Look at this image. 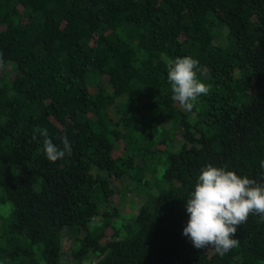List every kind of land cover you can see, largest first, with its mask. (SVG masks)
<instances>
[{
  "label": "trees",
  "instance_id": "obj_1",
  "mask_svg": "<svg viewBox=\"0 0 264 264\" xmlns=\"http://www.w3.org/2000/svg\"><path fill=\"white\" fill-rule=\"evenodd\" d=\"M0 53V264H264L260 215L223 256L183 235L205 166L264 185V0H0ZM186 56L210 89L191 112L167 79Z\"/></svg>",
  "mask_w": 264,
  "mask_h": 264
},
{
  "label": "clouds",
  "instance_id": "obj_2",
  "mask_svg": "<svg viewBox=\"0 0 264 264\" xmlns=\"http://www.w3.org/2000/svg\"><path fill=\"white\" fill-rule=\"evenodd\" d=\"M5 61L0 53V69ZM199 62L191 56L178 57L168 65L167 79L170 84L171 99L186 111L191 112L201 95H207L209 86L197 75ZM44 137L43 151L50 162L70 154L68 138H61L63 148L49 138L46 129H36ZM36 139V136H33ZM264 168V160L260 161ZM189 219L183 229L197 249L214 248L223 256L239 246L236 236L239 226L252 214L264 218V185L258 184L247 176H239L234 171L207 165L200 175L186 203ZM93 222L95 217L92 218Z\"/></svg>",
  "mask_w": 264,
  "mask_h": 264
},
{
  "label": "rangeland",
  "instance_id": "obj_3",
  "mask_svg": "<svg viewBox=\"0 0 264 264\" xmlns=\"http://www.w3.org/2000/svg\"><path fill=\"white\" fill-rule=\"evenodd\" d=\"M181 138V129L178 128L175 141L178 142ZM133 186L134 185L128 179H120L113 184V188L116 190V193L112 197V202H114L119 208L121 215L127 214L132 216L134 214V207L140 205L146 198L145 191L135 190V188H132ZM107 232L111 233V230H108ZM70 250L71 239L66 238L63 241V260H67L68 256L65 254H68ZM92 258L95 259L96 257L92 256Z\"/></svg>",
  "mask_w": 264,
  "mask_h": 264
}]
</instances>
